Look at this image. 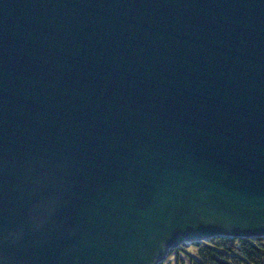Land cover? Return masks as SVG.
<instances>
[{"label": "water", "instance_id": "obj_1", "mask_svg": "<svg viewBox=\"0 0 264 264\" xmlns=\"http://www.w3.org/2000/svg\"><path fill=\"white\" fill-rule=\"evenodd\" d=\"M216 237H264V0H0V264Z\"/></svg>", "mask_w": 264, "mask_h": 264}, {"label": "trees", "instance_id": "obj_2", "mask_svg": "<svg viewBox=\"0 0 264 264\" xmlns=\"http://www.w3.org/2000/svg\"><path fill=\"white\" fill-rule=\"evenodd\" d=\"M190 246L193 247L192 253L181 245L171 250L168 255L184 254L188 264H264V237H216Z\"/></svg>", "mask_w": 264, "mask_h": 264}, {"label": "rangeland", "instance_id": "obj_3", "mask_svg": "<svg viewBox=\"0 0 264 264\" xmlns=\"http://www.w3.org/2000/svg\"><path fill=\"white\" fill-rule=\"evenodd\" d=\"M184 247L188 252H193L192 246L184 245ZM161 264H188V259L184 254L180 253V255L177 256L175 253H172L167 255V258Z\"/></svg>", "mask_w": 264, "mask_h": 264}]
</instances>
